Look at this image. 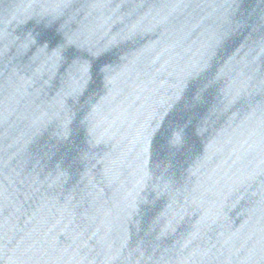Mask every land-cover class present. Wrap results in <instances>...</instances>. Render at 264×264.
I'll return each instance as SVG.
<instances>
[{
    "label": "water",
    "instance_id": "95a60500",
    "mask_svg": "<svg viewBox=\"0 0 264 264\" xmlns=\"http://www.w3.org/2000/svg\"><path fill=\"white\" fill-rule=\"evenodd\" d=\"M0 264H264V0H0Z\"/></svg>",
    "mask_w": 264,
    "mask_h": 264
}]
</instances>
